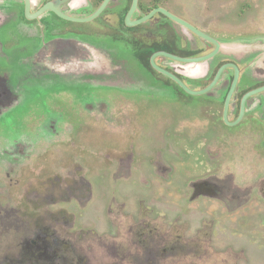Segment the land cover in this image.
<instances>
[{
	"label": "rangeland",
	"instance_id": "obj_1",
	"mask_svg": "<svg viewBox=\"0 0 264 264\" xmlns=\"http://www.w3.org/2000/svg\"><path fill=\"white\" fill-rule=\"evenodd\" d=\"M210 1L207 15L214 11L215 0ZM227 2L222 13H236L232 0ZM191 7L197 9L196 3ZM257 15L246 22L250 33L260 25ZM226 19L230 23L217 22L234 23ZM241 21L237 16L235 24ZM4 67L9 74L0 71V264H262L256 260L264 257V179L257 180L264 176H254L264 163L262 154L256 165L226 168L227 146L216 159L202 152L196 138L189 146L165 147L167 133L174 135L175 129L166 127L164 136L150 125L147 138L162 158L154 160L150 153L157 150L144 155L130 134L147 132L143 127L123 132L115 125L119 120L106 121L80 98H60L54 108L52 95L71 94L80 85L53 77L33 83L27 70ZM120 74L119 81L128 82L119 86H140L133 64L122 66ZM82 92L89 99L94 89L84 82ZM45 94L51 97L40 111L39 96ZM169 105L163 110L174 119L179 105ZM122 140L127 142L119 146ZM220 169L221 175L212 173ZM206 178H214L213 186L219 183L218 197L197 195L192 185ZM225 194L229 201L220 197ZM200 204L206 207L198 220L187 214ZM192 220L197 222L191 226ZM195 237L203 240L199 246Z\"/></svg>",
	"mask_w": 264,
	"mask_h": 264
},
{
	"label": "flooded vegetation",
	"instance_id": "obj_2",
	"mask_svg": "<svg viewBox=\"0 0 264 264\" xmlns=\"http://www.w3.org/2000/svg\"><path fill=\"white\" fill-rule=\"evenodd\" d=\"M192 3H196L197 9L188 8ZM209 3L212 2L0 0V71L6 69L9 74L4 66L23 68L21 73L27 70L33 83L53 77L60 83L80 85L77 88L81 91L75 89L71 94L52 95L54 108L60 106L57 103L60 98L71 97L73 102L82 99L86 106L103 112L105 119L111 116L119 120L115 125L120 130L123 128V132H130L138 125L148 130L152 125L151 131L156 129L166 136L165 128L173 127L176 136L167 133L165 147L170 145L174 149L176 143L189 146L196 138L202 152L206 150L210 159L218 158L219 150L227 146L226 168L239 169L241 165H238L246 162L255 164L260 154L264 158V4L259 8L249 0H232L237 9L232 14L231 9L222 13L221 7L229 4L227 0H215L214 11L207 15L206 9L210 6L205 9V5ZM255 14L260 25L250 33L246 22L253 20ZM237 16L243 19L242 24H235ZM226 17L234 23L217 22L220 19L229 22ZM122 61L124 65L133 64L139 72L134 82L140 86L134 90L119 86L128 82L119 81ZM79 71H82L80 75ZM0 81L4 80L0 78ZM84 82L94 89L89 99L82 97L85 96ZM47 97L51 95L39 96L40 111L45 110ZM97 101L103 105H96ZM88 102L91 104L87 105ZM169 104L179 105L174 119L163 110ZM156 111L158 114L153 115ZM3 122L0 119V123ZM149 130L130 134L143 146L144 155L149 153V148L156 149L150 154L154 160L162 159L156 144L149 143L147 137L152 136ZM180 138L184 142H180ZM126 142L122 140L119 146ZM181 154L190 158L184 150ZM212 173L219 176L222 169ZM254 176L257 179L264 176L263 162L256 166ZM213 179L193 184L197 195L218 197L219 183L213 186ZM263 179L257 181L263 182ZM193 192L191 189V195ZM220 197L229 201L227 194ZM205 207L195 205L187 214L191 212L198 220L197 214L204 213ZM197 220H192L191 226ZM197 226L200 230L199 223ZM195 238V245L199 246L203 240ZM154 249L158 250V246ZM256 261L264 264V257Z\"/></svg>",
	"mask_w": 264,
	"mask_h": 264
},
{
	"label": "water",
	"instance_id": "obj_3",
	"mask_svg": "<svg viewBox=\"0 0 264 264\" xmlns=\"http://www.w3.org/2000/svg\"><path fill=\"white\" fill-rule=\"evenodd\" d=\"M164 11V10H163ZM165 13H167L170 17H172L175 21H177L178 23H182L183 25H185L186 27L188 26V24L185 22V21H183V20H181V19H178L176 16H174V15H171L170 13H168V12H165ZM197 31V30H196ZM198 32V31H197ZM198 34L200 35L201 33H199L198 32ZM170 57H172L173 59L175 58V59H177V57L176 56H171V55H169ZM179 59V58H178ZM210 87V86H209ZM208 87V88H209Z\"/></svg>",
	"mask_w": 264,
	"mask_h": 264
},
{
	"label": "bare ground",
	"instance_id": "obj_4",
	"mask_svg": "<svg viewBox=\"0 0 264 264\" xmlns=\"http://www.w3.org/2000/svg\"><path fill=\"white\" fill-rule=\"evenodd\" d=\"M10 238H11V237H10ZM0 240H1V239H0ZM3 240H4V239H3ZM3 240H2V241H3ZM52 240H53V238H52ZM50 241H51V240H50ZM152 242H153V240H152ZM148 244H149V243H148Z\"/></svg>",
	"mask_w": 264,
	"mask_h": 264
}]
</instances>
